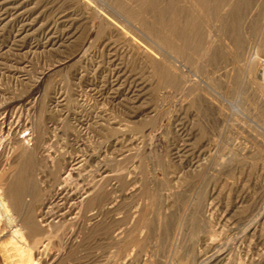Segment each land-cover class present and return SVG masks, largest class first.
<instances>
[{
  "label": "rangeland",
  "instance_id": "374dc122",
  "mask_svg": "<svg viewBox=\"0 0 264 264\" xmlns=\"http://www.w3.org/2000/svg\"><path fill=\"white\" fill-rule=\"evenodd\" d=\"M78 1L0 0V133L2 132L0 134V139L2 137L0 140V161L2 162H0V166L5 160V154L10 151V147L16 145L15 143L20 140L21 136L29 139L30 150L33 148L31 144L33 145L35 137L38 136L39 140L43 139L44 146L40 148L38 155H35V160H38L48 149H50L48 152L51 156H55L60 162L75 157L84 159L83 166L74 175L78 176L77 187L74 183L69 184L66 192L71 193L70 196L65 192L66 196L71 198L66 207L78 206V200H82L79 192L80 187L88 181L96 179V183L101 185L100 182L103 181L102 184H105L104 191H98L94 202L88 208L89 211L83 214L76 208L74 211H78V214L74 220H71L73 223L69 221L64 223L62 228L60 227L59 237H61L49 239L50 242L48 239L45 240L47 243L49 242L47 247H39L41 250L38 248V254H33L35 263L264 264V102L259 95L258 88L252 87L248 81L245 82L241 78L239 65L231 66L232 60L228 52L218 45L219 49L210 50L201 60V63L204 62L203 65L207 67H205L206 71L208 68L213 70L212 73L209 72V78L205 79L207 73L204 71L205 69H202L203 65L198 64L201 68L198 66L200 70L197 69L196 72L195 64L191 63L188 64L189 67L193 71L195 70V75L192 78L194 77L203 86L205 85L201 80L207 81L214 91L220 93L227 101L236 102L240 112L229 109L227 101H223L228 107L223 113H219L214 107L211 109L205 104V100L198 90L192 92L190 105L176 110L175 90L172 88L171 65H169L173 61V52L170 46L173 0H152L153 3L151 0H131V2L127 0L128 3L125 0H123L125 3L122 0ZM243 1L240 2L243 4ZM248 1V6L239 4L240 8L238 7L237 14L235 11L230 12V14L234 13L233 15L236 17L227 15L226 23H223V26L228 22L229 24L226 28L222 26L221 29L228 35L227 37L229 35L230 38L236 36L241 44V50H248L251 55L257 54L258 60H264V0ZM209 3L211 2H207L205 6H208ZM254 3H257L256 8ZM127 4L130 15L126 13L127 10L124 7ZM82 5L84 6L82 7ZM116 5L118 7L120 5L124 9L118 8ZM87 6L93 12L96 9V12L100 13L99 15L112 21L114 19L115 23H121L124 26V31L127 32L129 41L123 40L117 31L103 27V29H99L102 33L95 31L89 34L88 30L91 27L89 23L91 24L98 14L94 12V15ZM249 9H253L251 14L248 13ZM121 10H126L127 15ZM132 13L136 14L135 19ZM138 18L140 21L136 20ZM235 18H238V21ZM241 18L242 21L239 23ZM137 21L140 23L143 21L145 24L139 23L140 25H138ZM143 26L144 28H141ZM231 27L235 32L233 36H231ZM70 34L72 37H69ZM87 37L89 38L87 39ZM131 43L148 48L153 47V51L158 56L157 59H154L156 62L150 58H141L135 54L134 50L129 52L131 50L127 46L131 48ZM208 63L211 64L210 67L207 65ZM256 66H258L257 63ZM181 68L186 70L184 67ZM231 68L233 69L231 74L229 72L225 75L224 72ZM124 80L126 84H124ZM161 81L162 83H160ZM214 91L211 92L218 97ZM52 92L53 94H51ZM198 92L200 95H195ZM237 97L239 98L236 99ZM202 100L204 106L200 105ZM134 103L140 104L137 107V104L135 106ZM28 117L30 118L28 119ZM35 121L36 123H34ZM108 126L112 128L110 129ZM4 131L6 135L9 133L7 135L9 137L5 136ZM4 136L6 138H3ZM45 147L47 150L44 149ZM92 149L94 153H91ZM142 149H145L144 152ZM17 151L14 153L15 156L12 154L11 158L13 157L12 159L15 161L22 160V155H24L21 152L22 149ZM111 156L112 158H110ZM119 158H122V162ZM106 159H108L107 163H104ZM103 163L105 166H102ZM98 164L101 165L98 166ZM119 164L122 167H119ZM46 165L47 168H50L48 162ZM182 165L183 169L180 167ZM37 170L36 162L27 169V172L30 177L33 176L31 178L34 180L40 177L44 181L40 183L41 187L49 184L52 176L48 174V171L37 174ZM111 171L117 174L116 177L111 174ZM14 172L16 171L14 170ZM10 174L8 172L6 176ZM101 176L107 177L100 180ZM119 183L122 185L120 186ZM104 192L105 195H103ZM150 193L155 196L153 197L152 194V197L148 196ZM102 196L104 197L102 198ZM134 196L139 198V201ZM130 198L135 199L131 200ZM59 201L63 200H58L56 203L60 204ZM86 201L87 199H85ZM117 209L118 211H116ZM110 217L112 220L109 219ZM81 218L83 219L81 220ZM110 223H113L112 226ZM114 224L119 226V230L116 225L113 226ZM80 228L81 231H79ZM116 229L119 233L118 237L113 236V233L117 232ZM120 229L125 233H120ZM74 234L76 236H73ZM26 240L30 244L32 239ZM34 250L33 248V253ZM14 258L17 259L18 256ZM0 264H5L1 256Z\"/></svg>",
  "mask_w": 264,
  "mask_h": 264
},
{
  "label": "bare ground",
  "instance_id": "6f19581e",
  "mask_svg": "<svg viewBox=\"0 0 264 264\" xmlns=\"http://www.w3.org/2000/svg\"><path fill=\"white\" fill-rule=\"evenodd\" d=\"M58 1V0H57ZM88 1V0H87ZM108 1V0H107ZM116 1V0H115ZM127 1V0H125ZM129 1V0H128ZM127 1V3H128ZM143 1V0H142ZM149 1V0H148ZM158 1V0H157ZM156 1V2H157ZM242 0H173V6H172V13H173V23H172V31H171V50L173 52L172 55V62L169 64L171 65V82L173 85V89L174 91V98H175V105H176V110H179L180 108L187 107L188 105H190L189 101L192 100L190 99V96L192 94V92L194 90H198L201 94V97L204 98L205 100V104H207L211 109H213V107L219 112V113H223L224 111H226V109L228 108L223 101H227L224 97H222V95L218 92H215L213 87L205 80H201V82L205 85H201L199 84V82L194 79V77L192 78L193 75H195L193 69H191V67H189L188 64H195L196 66V72L197 69L200 70V65H203L201 63L202 58L205 56L206 53H208L210 50L213 49H219L217 48L218 45L220 47H222L225 51L228 52V55L230 56V59L232 60L231 62V66H235V65H239V68L241 70L240 74H241V78H243V80L248 81L250 83V85L253 87L258 88L259 90V95L261 97V99L264 102V60L263 59H259L257 57V54L251 55L249 54L248 50H241V44L240 42L237 40L236 36L234 35V29L231 27L232 30V34L231 36H233L232 38L227 37L228 35H226L223 31L222 26L223 23L225 24V19L226 17H228L227 15L230 14L231 11H235L237 14V11H239L240 5L246 4V6H248L249 2L248 0H244L243 4L241 3ZM263 1V0H262ZM20 2V1H19ZM56 2V1H55ZM60 2V1H59ZM76 3V1H74ZM77 2H79L77 0ZM123 2V0H122ZM131 2V0H130ZM146 2V1H145ZM160 2V1H159ZM163 2V1H162ZM172 2V1H171ZM182 2V3H181ZM207 2H211L209 3L208 6H205V4ZM73 3V2H72ZM81 3V2H80ZM125 3V2H123ZM134 3V1H133ZM136 3V1H135ZM148 3V2H146ZM150 3V2H149ZM151 3L152 0H151ZM166 3V2H165ZM181 3V4H180ZM17 4V3H16ZM87 4V3H86ZM85 4V5H86ZM131 4V3H130ZM129 4V5H130ZM137 4V3H136ZM135 4V5H136ZM140 4V3H139ZM156 4V3H155ZM240 4V5H239ZM252 4V3H251ZM256 4V5H255ZM88 5V4H87ZM93 5V4H92ZM124 5V4H123ZM134 5V4H133ZM132 5V6H133ZM253 5H255V8L257 6V3H254ZM37 6V5H36ZM46 6V5H45ZM64 6V5H63ZM84 5H82L83 7ZM97 6V4H96ZM95 6V7H96ZM142 6V5H140ZM154 6V5H153ZM163 6V5H161ZM88 7V6H87ZM114 7V6H113ZM116 7H118V5H116ZM126 7V13L130 12L127 9L128 8V4ZM124 7H119L118 8H122L124 9ZM130 7V6H129ZM139 7V6H137ZM136 7V8H137ZM155 7V6H154ZM158 7V6H157ZM239 7V8H238ZM242 7V6H241ZM244 7V6H243ZM253 7V6H252ZM78 8V6H77ZM86 8V6H85ZM140 8V7H139ZM138 8V9H139ZM142 8V7H141ZM184 8V9H183ZM258 8H260V6L258 5ZM257 8V9H258ZM82 9V8H80ZM134 9V8H133ZM15 10V9H14ZM41 10V9H40ZM55 10V9H54ZM59 10V8H58ZM87 10V9H86ZM88 10H92L89 9ZM87 10V11H88ZM96 12V9H94ZM120 10V9H119ZM131 10V9H130ZM135 10V9H134ZM141 10V9H140ZM191 10V11H190ZM68 11V10H67ZM79 11V10H78ZM83 11V9H82ZM81 11V12H82ZM101 11V10H100ZM124 11V10H121ZM124 11V14H126ZM142 11V10H141ZM196 12V13H192V12ZM242 11V9H241ZM253 11V9H249L248 13L251 14ZM263 11V10H262ZM57 12V11H56ZM84 12V11H83ZM93 12V10H92ZM93 12V14H94ZM139 12V11H138ZM191 12V13H190ZM89 13V12H88ZM97 13V12H96ZM104 13V12H102ZM135 13V11H134ZM142 13V12H141ZM140 13V14H141ZM168 13V12H167ZM61 14V13H60ZM86 14V13H85ZM98 15L95 16V18L93 19V21L91 22V24L89 23V25L91 27L89 31V34L94 33L95 31H100V28H104V29H108V30H114L117 31V33L121 34L123 40L125 41H129V37H127V32L124 31V26L117 22H113L111 19H108L102 15H99L100 13H97ZM105 14V13H104ZM123 14V13H122ZM133 14V13H132ZM139 14V13H138ZM139 14V15H140ZM194 14V15H193ZM234 14V13H233ZM233 14H230L231 16ZM258 14V13H257ZM36 15V14H35ZM95 15V14H94ZM107 15V13H106ZM127 15V14H126ZM128 15V16H129ZM242 15V14H241ZM246 15V13H245ZM110 16V15H109ZM132 16V15H131ZM134 19L136 14L134 15ZM138 16V15H137ZM234 16V15H233ZM91 17V16H90ZM230 17V16H229ZM236 17V16H234ZM233 17V18H234ZM250 17V16H249ZM253 17V16H252ZM86 18H87V14H86ZM89 18V16H88ZM93 18V17H92ZM111 18V17H110ZM131 18V17H130ZM44 19V18H43ZM97 19V21H96ZM121 19V17H120ZM152 19V18H151ZM231 19V17H230ZM238 18H235V20ZM246 19V18H245ZM61 20V19H60ZM72 20V19H71ZM70 20V22H71ZM91 19L89 18V21ZM124 20V19H123ZM138 21V19H136ZM135 20V21H136ZM172 20V17H171ZM227 20V19H226ZM126 21V20H125ZM138 25L140 24H145L143 21L142 23L138 22ZM229 21V19H228ZM234 21V20H233ZM232 21V22H233ZM242 21H239V23ZM231 22V21H230ZM235 22V21H234ZM125 23V22H124ZM140 23V24H139ZM236 23V22H235ZM250 23V22H249ZM229 24V22L227 23ZM227 24L223 27L226 28ZM238 24V22H237ZM253 24V23H252ZM76 25V24H75ZM235 25V24H234ZM247 25V24H244ZM78 26V25H77ZM136 26V24H135ZM142 26V25H141ZM151 26V25H149ZM146 26V27H149ZM238 26V25H237ZM240 26V25H239ZM249 26V25H248ZM138 27V26H137ZM153 27V26H151ZM228 27H230L228 25ZM74 28V27H73ZM102 28V29H103ZM141 28H144L141 27ZM224 28V29H225ZM126 29V28H125ZM130 29V28H129ZM128 29V31H129ZM250 29V28H249ZM42 30V29H41ZM81 30V28H80ZM230 30V28H229ZM251 30V29H250ZM261 30V28H260ZM46 31V30H45ZM105 31V30H104ZM148 31V30H147ZM63 32V31H62ZM101 32V31H100ZM237 32V31H236ZM102 33V32H101ZM107 33V32H106ZM112 33V32H111ZM110 33V34H111ZM164 33V32H163ZM162 33V34H163ZM76 34V33H75ZM114 34V33H112ZM111 34V35H112ZM150 34V33H149ZM155 34V33H154ZM252 34V33H251ZM105 35V34H103ZM116 35V34H115ZM247 35V34H246ZM245 35V36H246ZM102 36V35H101ZM110 36V35H109ZM108 36V37H109ZM248 36V35H247ZM69 37H72V35L70 34ZM85 37V36H84ZM91 38V36H89ZM87 37V39L89 38ZM100 37V36H99ZM106 37V36H104ZM119 37V36H118ZM166 36H164L165 38ZM254 37V36H253ZM24 38V37H23ZM86 38V37H85ZM101 38V37H100ZM103 38V37H102ZM121 39V37H119ZM168 38V37H167ZM48 39V38H47ZM80 39V38H79ZM105 39V38H104ZM116 39V38H115ZM166 39V38H165ZM258 39V38H257ZM83 40V39H82ZM90 40V39H89ZM88 40V41H89ZM106 40V39H105ZM117 40V39H116ZM87 41V40H86ZM87 41V42H88ZM257 41V40H256ZM72 42V41H71ZM91 42V41H90ZM110 42V41H109ZM106 43V42H105ZM128 44V42H125ZM130 43V42H129ZM21 44V43H20ZM75 44V43H74ZM77 44V43H76ZM79 44V42H78ZM83 44L84 41H83ZM258 44V43H257ZM111 45V44H110ZM164 45V44H163ZM81 46V45H80ZM83 46V45H82ZM131 48H129L127 46L128 49H130L132 52V50L135 51V54L141 56V58H145V59H157L158 56L156 55V52L153 51V47L152 48H148V47H144L140 44H136V43H131ZM216 46V48H215ZM255 46V45H254ZM52 47V46H51ZM74 47V46H73ZM78 47V46H77ZM85 47V46H84ZM88 47V46H87ZM90 47V45H89ZM108 47V46H107ZM164 47V46H163ZM260 47V46H259ZM83 49V47H82ZM85 49V48H84ZM167 49V48H166ZM79 50V49H78ZM77 50V51H78ZM81 50V48H80ZM79 50V51H80ZM221 50V49H220ZM73 51V50H72ZM128 51V50H126ZM125 51V52H126ZM219 51V50H218ZM222 51V50H221ZM259 51V50H258ZM261 51V50H260ZM2 52V51H1ZM124 52V53H125ZM224 52V51H222ZM252 52V51H251ZM79 53V52H78ZM77 53V55H78ZM87 53V52H86ZM113 53V52H112ZM159 53V52H158ZM76 54V51H75ZM82 54V53H81ZM80 54V57H81ZM115 54V53H114ZM216 54V53H215ZM133 55V53H132ZM210 55V54H209ZM259 55V54H258ZM169 56V55H168ZM211 56V55H210ZM209 56V57H210ZM79 57V56H78ZM134 57V56H133ZM138 57V56H137ZM161 57V56H160ZM159 57V58H160ZM132 58V57H131ZM139 58V57H138ZM140 58V59H141ZM224 58V57H223ZM79 60V59H78ZM228 60V59H227ZM226 60V61H227ZM155 61V60H154ZM218 61V60H217ZM229 61V60H228ZM122 62V61H121ZM125 62V61H124ZM147 62V61H146ZM156 62V61H155ZM158 62V61H157ZM206 62V61H205ZM230 62V61H229ZM129 63V62H128ZM166 63V62H165ZM168 63V62H167ZM166 63V64H167ZM217 63V62H216ZM222 63V62H221ZM256 63L258 64V66H256ZM158 64V63H156ZM165 64V65H166ZM225 64V63H224ZM222 64V65H224ZM229 64V63H228ZM155 65V63H154ZM209 65V63L207 64ZM217 65V64H216ZM220 65V66H222ZM125 66V65H124ZM127 66V65H126ZM152 66V65H151ZM167 66V65H166ZM200 68H199V67ZM211 66V64L209 65V67ZM225 66V65H224ZM181 67H184L186 70H182ZM205 69L204 71H206V65H203ZM206 67V68H205ZM218 67V65H217ZM227 67V66H225ZM232 67V68H233ZM221 68V67H219ZM223 68V66H222ZM221 68V70H222ZM227 70L225 73L228 74L230 72H232L233 69ZM126 69V68H125ZM169 69V70H170ZM195 69V68H194ZM201 69V70H202ZM217 69V68H216ZM226 69V68H225ZM128 70V68H127ZM220 70V69H219ZM216 70V71H219ZM125 71V70H124ZM133 71V70H132ZM203 71V70H202ZM54 72V71H53ZM201 72V71H200ZM212 73L213 70H209V68L207 69L206 73L207 76L205 77V79L207 80L209 78L208 74ZM130 73V72H129ZM168 73V72H167ZM223 73V72H222ZM80 74V73H79ZM210 75V74H209ZM216 75V74H215ZM63 76V75H62ZM117 76V75H116ZM123 76V75H122ZM12 77V76H11ZM35 77V76H34ZM41 77V76H40ZM125 77V76H124ZM135 77V76H134ZM196 77V76H195ZM153 78V77H152ZM40 79V78H39ZM38 79V80H39ZM101 79V78H100ZM119 79V78H118ZM154 79V78H153ZM230 79V78H229ZM50 80V79H49ZM127 80V79H126ZM155 80V79H154ZM164 80V78H163ZM166 80V79H165ZM225 80V79H224ZM233 80V79H232ZM222 81V80H219ZM228 81V80H227ZM234 81V80H233ZM127 82V81H126ZM35 83V82H34ZM118 83V82H117ZM162 83V81L160 82ZM225 83V82H224ZM228 83V82H227ZM36 84V83H35ZM34 84V85H35ZM124 84L125 80H124ZM223 84V82H222ZM15 85V84H14ZM116 85V84H115ZM235 85V83H234ZM146 86V85H145ZM161 86V85H160ZM34 87V86H33ZM32 87V88H33ZM49 87V86H48ZM51 87V86H50ZM142 88V87H141ZM227 88V86H226ZM240 88V86H239ZM89 89V88H88ZM148 89V88H147ZM156 89V88H155ZM224 89V88H223ZM36 90V89H35ZM132 90V89H131ZM87 91V90H86ZM129 91V90H128ZM142 91V90H141ZM214 91L215 94L218 97H221L220 99L216 96H214V94L211 92ZM226 91V90H225ZM35 92V91H34ZM76 92V91H75ZM78 92V91H77ZM83 92V91H82ZM145 92V91H144ZM147 92V91H146ZM164 92V91H163ZM198 92V94L195 95H200ZM242 92V91H241ZM29 93V92H28ZM79 93V92H78ZM94 93V92H93ZM137 93V92H136ZM149 93V92H148ZM196 93V92H195ZM53 94V92L51 93ZM55 94V93H54ZM83 94V93H82ZM87 95V93H85ZM84 94V95H85ZM89 94V93H88ZM126 94V93H125ZM34 95V94H33ZM50 95V94H49ZM194 95V96H195ZM228 95V94H227ZM13 96V95H12ZM52 96V95H50ZM61 96V95H60ZM124 96V95H123ZM31 97V96H30ZM73 97V96H72ZM77 97V96H76ZM79 97V96H78ZM128 97V96H127ZM126 97V98H127ZM196 97V96H195ZM199 97V96H197ZM34 98V97H33ZM86 98V97H85ZM125 98V100H126ZM140 98V97H139ZM239 97H237L236 99H238ZM14 99V98H13ZM51 99V98H50ZM57 99V98H56ZM88 99V98H87ZM124 99V98H123ZM141 99V98H140ZM155 99V98H154ZM247 99V98H246ZM19 100V99H18ZM34 101V99H32ZM64 100V99H63ZM199 100V99H198ZM197 100V101H198ZM244 100V99H243ZM240 100V101H243ZM6 101V100H5ZM36 101V100H35ZM89 101V100H88ZM87 101V102H88ZM93 101V100H92ZM138 101V98H137ZM140 101V100H139ZM236 101V100H235ZM249 101V100H248ZM9 102V101H8ZM49 102V100H48ZM84 102V101H83ZM86 102V101H85ZM94 102V101H93ZM136 102V101H135ZM3 103H4V99H3ZM10 103V102H9ZM8 103V104H9ZM33 102H31L32 104ZM77 103V102H76ZM79 103V102H78ZM89 103V102H88ZM87 103V104H88ZM227 103L229 104V109L231 108L232 110H234L235 112H240V109L238 108V105L236 102H232V101H227ZM246 103V102H245ZM250 103V102H249ZM73 104V103H72ZM86 104V103H85ZM135 104V103H134ZM133 104V105H134ZM137 104V103H136ZM135 104V106H136ZM140 104V103H138ZM137 104V107H138ZM203 104V100L202 103H200V105L202 106ZM33 105V104H32ZM80 105V104H79ZM125 105V104H124ZM143 105V104H142ZM193 105V103H192ZM206 105V106H207ZM253 105V104H252ZM24 106V105H23ZM34 106V105H33ZM95 106V105H94ZM149 106V105H148ZM204 106V104H203ZM207 106V107H208ZM19 107V106H18ZM17 107V108H18ZM81 107V106H80ZM88 107V106H87ZM91 107V106H90ZM246 107V106H245ZM244 107V109H245ZM6 108V107H5ZM79 108V107H78ZM132 108V106H131ZM135 108V107H134ZM152 108V107H151ZM191 108V107H190ZM202 109H207L206 107H201ZM148 109V108H147ZM189 109V108H188ZM252 109V107H251ZM17 110V109H16ZM83 110V109H82ZM96 110V109H95ZM138 110V109H137ZM187 110V109H186ZM243 110V109H242ZM2 111V110H1ZM46 111V110H45ZM141 111V110H140ZM167 111V110H166ZM197 111V110H196ZM195 111V112H196ZM199 111V110H198ZM202 111V110H201ZM210 111V109H209ZM5 112V110H4ZM76 112V111H75ZM87 112V111H85ZM84 112V113H85ZM89 112V111H88ZM93 112V110H92ZM216 111H214L215 113ZM228 112V111H227ZM252 112V111H251ZM32 113V112H31ZM83 113V112H82ZM106 113V112H105ZM133 113V112H132ZM139 113V112H138ZM142 113V112H141ZM3 114V113H2ZM78 114H80L78 112ZM136 114V113H135ZM134 114V116H135ZM140 114V113H139ZM148 114V113H147ZM150 114V113H149ZM154 114V113H152ZM216 114V113H215ZM227 114V113H226ZM10 115V114H9ZM8 115V116H9ZM68 115V114H66ZM81 115V114H80ZM101 115V114H100ZM107 115V114H106ZM230 115V114H229ZM5 116V115H4ZM11 116V115H10ZM42 116V115H41ZM77 116V115H76ZM112 116V115H111ZM160 116V115H159ZM197 116V115H196ZM227 116V115H226ZM92 117V116H91ZM115 117V116H114ZM113 117V118H114ZM129 117V116H128ZM127 117V118H128ZM132 117V116H131ZM136 117V116H135ZM30 117H28L29 119ZM88 118V117H87ZM126 118V117H125ZM133 118V117H132ZM131 118V119H132ZM137 118V117H136ZM207 118V117H206ZM80 119V118H79ZM78 119V120H79ZM98 119V118H97ZM121 119V118H120ZM131 119H129L131 121ZM134 119V118H133ZM132 119V120H133ZM152 119V118H151ZM200 119V118H199ZM198 119V120H199ZM215 119V118H214ZM213 119V121H214ZM20 120V119H19ZM35 120V119H34ZM48 120V119H47ZM71 120V119H70ZM74 120V119H72ZM100 120V119H99ZM103 120V119H102ZM108 120V119H107ZM116 120V119H115ZM127 120V119H126ZM135 120V119H134ZM133 120V121H134ZM217 120V119H215ZM6 121V119H5ZM4 121V122H5ZM31 121V119H30ZM37 121V120H36ZM36 121L34 123H36ZM97 121V120H96ZM129 121V122H130ZM132 121V122H133ZM3 122V121H2ZM1 122V123H2ZM88 122V121H87ZM86 122V123H87ZM98 122V121H97ZM128 122V121H127ZM200 122V121H199ZM219 122V121H218ZM6 123V122H5ZM31 123V122H30ZM83 123V122H82ZM124 123V122H123ZM182 123V122H181ZM73 124V123H72ZM111 124V123H110ZM118 124V121H117ZM213 124V123H212ZM37 125V124H36ZM99 125V124H97ZM119 125V124H118ZM122 125V124H121ZM187 125V124H186ZM261 125V124H260ZM13 126V125H12ZM41 126V125H40ZM85 126V125H83ZM136 126V125H135ZM179 126V125H177ZM18 127V126H17ZM119 127V126H118ZM137 127V126H136ZM135 127V128H136ZM188 127V126H187ZM219 127V126H218ZM1 128V127H0ZM9 128V127H8ZM20 128V127H19ZM41 128V127H40ZM108 128H112L109 127ZM126 128V127H125ZM131 128V127H130ZM183 128V127H182ZM185 128V127H184ZM201 128V127H200ZM229 128V127H228ZM31 129V128H30ZM119 129V128H118ZM123 129V128H122ZM193 129V128H192ZM205 129V128H204ZM249 129V127H248ZM21 130V129H20ZM34 130V129H33ZM44 130V129H43ZM100 130V129H99ZM121 130V129H120ZM191 130V129H190ZM203 130V129H202ZM1 131V130H0ZM13 131V130H12ZM19 131V130H18ZM27 131V130H26ZM29 131V130H28ZM82 131V130H81ZM128 131V130H127ZM175 131V130H174ZM184 131V130H183ZM9 132V130H8ZM11 132V131H10ZM105 132V131H104ZM123 132V131H122ZM146 132V131H145ZM193 132V131H192ZM2 133V132H1ZM0 133V134H1ZM5 133V131H4ZM42 133V132H41ZM150 133V132H149ZM212 133V132H211ZM29 134V133H28ZM137 134V133H136ZM190 134V133H189ZM9 135V133L7 134ZM5 133L6 137L7 136ZM21 135V134H20ZM18 135V136H20ZM31 135H33L31 133ZM35 135V134H34ZM90 135V134H89ZM130 135V134H129ZM138 135V134H137ZM136 135V136H137ZM150 135V134H149ZM198 135V134H197ZM219 135V134H218ZM3 138H6V137ZM17 136V135H16ZM24 136V135H23ZM43 136V135H42ZM121 136V135H120ZM124 136V135H123ZM139 136V135H138ZM142 136V135H141ZM180 136V134H179ZM195 136V135H194ZM193 136V137H194ZM212 136V135H210ZM30 137V135H29ZM44 137V136H43ZM116 137V136H115ZM118 137V136H117ZM140 137V136H139ZM151 137V136H150ZM213 137V136H212ZM228 137V136H227ZM51 138V137H50ZM125 138V137H124ZM2 139V137H1ZM0 139V140H1ZM10 139V138H9ZM19 139V138H18ZM31 139V138H30ZM121 139V138H119ZM135 139V138H134ZM210 139V138H209ZM208 139V141H210ZM5 140V139H4ZM29 140V139H28ZM28 140L25 139L24 137H20V140L15 143V146H12V148L10 147V151H8L6 155V157L4 158L5 160H3V164L2 166H0V256L1 259L3 260V262L5 264H36L34 259H33V254H38L39 249L42 247H47L48 243L50 242L49 239H55L57 237H59V229L60 227L62 228L63 225H65L64 223H67L71 220H74V218L76 217V215L78 214V211H74L76 208H78L79 212H83L86 213L87 211H89V206L94 202L95 200V196H97L98 191L103 190L104 191V186L105 184H98L95 182V180H90L87 183L83 184L80 187V195L82 196L81 199L82 200H78V206L76 205H70L66 207V204L68 202L69 199L68 196H66L65 192L68 189L69 184H75V186L77 187L78 185V176L75 177L74 175H76V172L79 171L80 167L83 166V162L84 159L83 157L79 158L75 157L72 158L68 161H62L60 162L58 159L51 156V154L48 152V150L50 149H46V147L44 148L45 150H47L46 153H44L38 160H35V155L37 153H39L40 148H42L44 145V141L39 140L38 136L35 137V142L33 141V145L31 144V147L33 146V148L30 150L28 147ZM32 140V139H31ZM145 140V139H144ZM151 140V139H150ZM200 140V139H199ZM250 140V139H249ZM256 140V139H255ZM263 140V139H262ZM8 141V140H7ZM110 141V140H109ZM119 141V140H118ZM121 141V140H120ZM206 141V140H205ZM11 142V141H10ZM16 142V141H15ZM30 142V141H29ZM52 142V141H51ZM123 142V141H121ZM46 143V142H45ZM106 143V142H105ZM186 143V142H185ZM211 143V142H210ZM8 144V143H7ZM72 144V143H71ZM112 144V143H111ZM14 145V144H13ZM30 145V144H29ZM52 145V144H51ZM118 145V143H117ZM209 145V143H208ZM214 145V144H213ZM48 146V145H46ZM50 146V145H49ZM54 146V145H53ZM106 146V144H105ZM75 147V145H74ZM84 147V146H83ZM91 147V146H90ZM118 147V146H117ZM243 147V146H242ZM77 148V147H76ZM86 148V147H85ZM107 148V147H106ZM144 148V146H143ZM151 148V147H150ZM247 148V147H246ZM253 148V147H252ZM22 149L21 152H23L24 155L22 160L19 161H15V159H12L11 156L14 155L15 152H18L17 150ZM52 149V148H51ZM110 149V148H109ZM141 149V147H140ZM9 150V149H8ZM97 150V148H96ZM119 150V149H118ZM139 150V148H138ZM143 150V149H142ZM145 150V149H144ZM143 150V152H144ZM30 151V152H29ZM53 151V150H52ZM69 151V150H68ZM67 151V152H68ZM88 151V150H87ZM93 151V149L91 150ZM90 151V152H91ZM104 151V150H103ZM29 152V153H28ZM45 152V151H44ZM105 152V151H104ZM130 152V151H129ZM252 152V151H251ZM26 153V154H25ZM91 153H94L91 152ZM90 153V154H91ZM96 153V152H95ZM99 153V152H98ZM97 153V154H98ZM101 153V152H100ZM116 153V151H115ZM118 153V152H117ZM126 153V152H125ZM142 153V152H141ZM255 153V152H254ZM13 154V155H12ZM108 154V153H107ZM106 154V155H107ZM114 154V153H113ZM4 155V154H3ZM18 155V154H17ZM16 155V156H17ZM38 155V154H37ZM54 155V154H53ZM105 155V154H104ZM115 155V154H114ZM117 155V154H116ZM126 155V154H125ZM141 155V154H140ZM143 155V154H142ZM15 156V155H14ZM102 156V155H101ZM120 156V155H119ZM118 156V157H119ZM122 156V155H121ZM128 156V155H126ZM57 157V156H56ZM66 157V156H65ZM107 157V156H105ZM140 157V156H139ZM211 157V156H210ZM1 158V157H0ZM97 158V157H96ZM102 158V157H101ZM100 158V159H101ZM112 158V156L110 157ZM108 158V159H110ZM116 158V157H115ZM114 158V159H115ZM17 159V158H16ZM104 163H107V160ZM120 160L122 158H119ZM88 160V159H87ZM102 160V159H101ZM105 161V159H103ZM117 160V159H116ZM86 161V160H85ZM119 161V160H118ZM230 161V160H228ZM1 162V161H0ZM37 162V174L40 173H46L48 171V174L50 176H52L50 178V183L47 184L46 186L41 187L40 183H43L44 181L39 177L38 179L34 180L33 176L30 177V175L27 172V169L29 167H32L34 164H36ZM50 164V168H47L48 166L46 165V163ZM87 162V161H86ZM85 162V163H86ZM114 163V161H111ZM122 162V160L120 161ZM141 162V161H140ZM2 163V162H1ZM103 163L102 166H105ZM116 163V162H115ZM234 163V162H233ZM122 164V163H121ZM127 164V163H126ZM124 164V165H126ZM132 164V163H131ZM101 164H98V166ZM117 165V163H116ZM139 165V164H138ZM101 166V168H102ZM128 166V165H127ZM192 166V165H191ZM119 167L120 166L119 164ZM118 167V168H119ZM126 167V166H125ZM131 167V166H129ZM181 168L183 167L180 166ZM109 168V167H108ZM115 168V167H114ZM124 168V167H123ZM127 168V167H126ZM224 168V167H223ZM11 169V170H10ZM98 169V167H97ZM104 169V168H103ZM109 169H112L111 167ZM108 169V170H109ZM183 169V168H182ZM191 169V168H190ZM203 169V168H202ZM13 170V172L11 173V171ZM14 170L16 172H14ZM31 170V168H30ZM101 170V169H100ZM105 170V169H104ZM107 170V171H108ZM126 170V169H124ZM131 170V169H130ZM139 170V169H138ZM159 170V169H158ZM163 170V168H162ZM161 170V171H162ZM165 170V169H164ZM94 171V170H93ZM102 171V170H101ZM106 171V172H107ZM132 171V170H131ZM150 171V170H149ZM9 172L10 175L6 176V174ZM30 172V171H29ZM124 172V171H123ZM32 173V172H31ZM96 173V172H95ZM100 173V172H99ZM102 173V172H101ZM105 173V172H104ZM103 173V174H104ZM155 173V172H154ZM153 173V175H154ZM233 173V172H232ZM91 174V173H90ZM106 174V173H105ZM111 174L112 173L111 171ZM100 175V174H99ZM110 175V174H109ZM108 175V176H109ZM115 177L117 174H114ZM210 175V173H209ZM41 176V175H39ZM141 176V175H140ZM168 176V175H167ZM107 177V176H106ZM105 176H101L100 180L106 179ZM119 177V176H118ZM205 177V176H204ZM203 177V179H205ZM212 177V176H211ZM96 178V177H95ZM114 178V177H113ZM123 178V177H122ZM121 178V179H122ZM156 178H158L156 176ZM164 178V177H163ZM162 178V179H163ZM120 179V180H121ZM124 179V178H123ZM131 179V178H130ZM112 181L114 179H111ZM116 180V178H115ZM141 180V179H140ZM169 180V179H168ZM106 181V180H105ZM110 181V180H109ZM151 181V180H150ZM139 182V181H138ZM157 182V181H156ZM122 183V182H121ZM124 183V182H123ZM150 183V182H149ZM155 183V182H153ZM164 183V182H163ZM167 183V182H166ZM118 184V183H117ZM139 184V183H137ZM168 184V183H167ZM166 184V185H167ZM111 185V184H110ZM114 185V184H113ZM120 185V183H119ZM122 185V184H121ZM120 185V186H121ZM135 185V184H134ZM141 185V184H140ZM165 185V186H166ZM169 185V184H168ZM74 186V185H73ZM72 186V187H73ZM138 186V185H136ZM164 186V185H163ZM164 186V187H165ZM184 186V185H183ZM193 186V185H192ZM197 186V185H196ZM169 187V186H168ZM70 188V187H69ZM75 188V187H74ZM73 188V189H74ZM117 188V187H116ZM154 188V187H153ZM189 188V187H188ZM72 189V188H71ZM76 189V188H75ZM74 189V190H75ZM115 189V188H114ZM137 189V188H136ZM135 189V190H136ZM192 189V188H191ZM124 190V189H123ZM170 190V189H169ZM107 191V190H106ZM152 191V190H150ZM149 191V192H150ZM102 192V191H101ZM110 192V191H109ZM117 192V191H116ZM115 192V193H116ZM125 192V191H124ZM137 192V191H135ZM148 192V190H147ZM191 192V191H190ZM49 193V194H48ZM67 193V192H66ZM74 193V192H73ZM113 193V192H112ZM111 193V194H112ZM129 193V192H128ZM133 193V192H132ZM143 193V192H142ZM68 194V193H67ZM71 194V193H70ZM70 194H68L70 196ZM147 194V193H146ZM152 193L148 194V196H151ZM160 194V193H158ZM187 194V193H186ZM102 195V194H101ZM103 195H105V192L103 193ZM114 195V194H113ZM116 195V194H115ZM114 195V196H115ZM126 195V194H125ZM130 195V194H129ZM144 195V194H143ZM163 195V194H162ZM205 195V194H204ZM85 196V199H87V201L85 202V199H83V197ZM100 196V195H99ZM118 196V195H117ZM121 196V195H120ZM153 196V194H152ZM151 196V197H152ZM155 196V195H154ZM153 196V197H154ZM72 197V196H71ZM80 197V196H79ZM104 196H102L103 198ZM136 198V196H134ZM150 197V198H151ZM77 198V197H76ZM99 198V197H98ZM117 198V197H116ZM115 198V199H116ZM134 198V199H135ZM149 198V200H151ZM173 198V197H172ZM110 199V198H109ZM108 199V200H109ZM118 199V198H117ZM116 199V200H117ZM126 199V198H125ZM131 199V198H130ZM133 198L131 200H134ZM139 198H136V200H138ZM154 200V198H152ZM58 200H63L62 202L59 201L60 204L56 203ZM84 200V201H83ZM104 200V199H103ZM102 200V201H103ZM120 200V198L118 199ZM203 200V199H202ZM75 201V200H74ZM124 201V200H122ZM139 201V200H138ZM148 201V200H147ZM152 201V200H151ZM107 202V201H106ZM112 202V201H111ZM116 202V201H115ZM129 202V201H127ZM99 203L101 204V201H99ZM104 203V202H103ZM133 203V202H132ZM150 203V201H149ZM192 203V202H191ZM190 203V204H191ZM70 204V203H69ZM68 204V205H69ZM74 204V203H73ZM77 204V203H76ZM106 204V203H104ZM103 204V205H104ZM111 204V203H110ZM113 204V203H112ZM123 204V203H122ZM125 204V202H124ZM135 204V203H134ZM138 204V203H137ZM96 205V204H95ZM115 205V203L113 204ZM119 205V204H116ZM127 205V203H126ZM130 205V204H129ZM107 206V205H106ZM112 206V205H111ZM128 206V205H127ZM137 206V205H136ZM188 206V205H187ZM204 206V205H203ZM101 207V206H100ZM105 207V206H104ZM110 207V206H109ZM120 208V206H118ZM129 207V206H128ZM131 207V206H130ZM114 208V207H113ZM133 208V207H132ZM97 209V206H96ZM101 209V208H100ZM108 209V208H107ZM254 210V209H253ZM109 211V210H108ZM118 211V209L116 210ZM96 212V211H95ZM105 212V210H104ZM99 213V212H98ZM97 213V214H98ZM108 213V212H107ZM106 213V214H107ZM111 213V212H110ZM116 213V212H115ZM114 213V214H115ZM140 213V212H138ZM88 214V213H87ZM96 214V213H94ZM100 214V213H99ZM105 214V213H104ZM136 214V213H135ZM113 215V214H112ZM99 216V215H98ZM101 216V215H100ZM103 216V215H102ZM114 216V215H113ZM170 216V215H169ZM203 216V215H202ZM105 217V216H104ZM106 217H108L106 215ZM116 217V216H115ZM114 217V219H115ZM264 217V216H263ZM113 218V217H112ZM148 218V217H147ZM77 219V218H76ZM83 218H81L82 220ZM111 219V217L109 218ZM260 219V218H259ZM112 220V219H111ZM76 221V220H75ZM84 221V220H83ZM115 221V220H114ZM119 224H120V219L118 220ZM123 221V220H122ZM199 221V220H198ZM72 222V221H71ZM111 222V221H109ZM116 222V221H115ZM125 222V221H124ZM152 222V221H151ZM73 223V222H72ZM105 223V222H104ZM107 223V222H106ZM150 223V222H149ZM179 223V222H178ZM113 223H110V225ZM117 224V223H116ZM114 224L113 226L115 227ZM72 225V224H71ZM105 225V224H104ZM118 225V224H117ZM116 225V227H117ZM121 225V224H120ZM112 226V225H111ZM160 226V225H159ZM178 226V225H177ZM65 227V226H64ZM79 227V225H78ZM119 227V226H118ZM117 227V228H118ZM71 228V227H70ZM77 228V227H74ZM84 228V225L82 227V229ZM94 228V227H93ZM139 228V227H138ZM137 228V229H138ZM90 229V228H89ZM126 229V228H125ZM163 229V228H162ZM77 230V229H76ZM109 230V229H108ZM117 230V229H116ZM119 230V228H118ZM117 232L113 233V236H117L119 235ZM121 230V229H120ZM70 231V230H69ZM68 231V232H69ZM74 231V230H73ZM81 231V228L80 230ZM87 231V230H86ZM138 231V230H136ZM72 232V231H71ZM92 232V231H91ZM124 232V231H123ZM122 230L120 233H123ZM160 232V231H159ZM201 232V231H200ZM63 233V232H62ZM75 233V232H74ZM88 233V231H87ZM90 233V232H89ZM106 233V232H105ZM125 233V232H124ZM69 234V233H68ZM66 234V235H68ZM71 234V233H70ZM76 234V233H75ZM73 236H76V235ZM108 234V233H107ZM127 234V233H126ZM131 234V233H130ZM133 234V233H132ZM61 235V234H60ZM111 235V233H110ZM135 235V234H134ZM138 235V234H137ZM136 235V236H137ZM87 236V235H86ZM128 236V235H127ZM61 237V236H60ZM59 237V238H60ZM65 237V236H64ZM118 237V236H117ZM125 237V235H124ZM139 237V236H138ZM149 237V236H148ZM68 238V237H67ZM72 238V237H71ZM79 238V237H78ZM83 238V237H82ZM120 238V237H119ZM129 238V237H128ZM133 238V237H130ZM135 238V237H134ZM174 238V237H173ZM3 239V240H2ZM26 239H32L31 243L28 244V241ZM38 239H43V240H38ZM46 239H48V243L47 241H45ZM70 239V236H69ZM76 239V238H75ZM114 239V238H112ZM122 239V238H121ZM141 239V238H139ZM138 239V240H139ZM102 240V239H101ZM124 240V239H123ZM174 240V239H173ZM79 241V240H78ZM133 241V240H132ZM166 241V240H165ZM84 242V241H83ZM161 242V241H160ZM163 242V241H162ZM168 242V241H167ZM209 242V241H208ZM75 243V242H74ZM96 243V242H94ZM124 243V242H123ZM193 243V241H192ZM195 243V242H194ZM65 244V243H64ZM100 244V243H99ZM151 244V243H150ZM60 245H62L60 243ZM208 245V244H207ZM56 246V245H55ZM65 246V245H64ZM69 246V245H68ZM80 246V245H79ZM106 246V245H105ZM171 246V245H170ZM40 247V248H39ZM102 247V246H101ZM159 247V246H158ZM214 247V246H213ZM212 247V248H213ZM34 250V253L32 252V249ZM39 248V249H38ZM63 248V247H62ZM77 248V247H76ZM100 248V247H99ZM67 249V248H66ZM106 249V248H105ZM155 249V248H154ZM201 249V248H200ZM41 250V249H40ZM49 251V250H48ZM66 251V250H65ZM50 252V251H49ZM68 252V251H67ZM78 252V251H76ZM75 252V254H76ZM170 252V251H169ZM56 253V252H55ZM58 253V252H57ZM173 253V252H172ZM60 254V253H58ZM66 256V253H64ZM63 254V255H64ZM69 254V253H68ZM52 255V254H51ZM196 255V254H195ZM15 256H18V258H14ZM39 256V255H37ZM36 256V257H37ZM54 256V255H53ZM57 256V255H56ZM197 256V255H196ZM35 257V256H34ZM52 257V256H51ZM55 257V256H54ZM59 257V256H58ZM57 257V258H58ZM53 258V257H52ZM60 258V257H59ZM216 258V257H215ZM51 259V258H50ZM48 260V259H47ZM57 260V259H56ZM61 260V259H60ZM166 260V259H165ZM63 261V260H62ZM71 261V260H70ZM75 261V260H74ZM155 261V260H154ZM199 261V259H198ZM44 262V261H43ZM55 262V261H54ZM160 262V261H159ZM47 263V262H46ZM49 263V260H48ZM151 263V262H150ZM158 263V262H157ZM197 263V262H196ZM203 263V262H202ZM254 263V262H253ZM45 264V263H44ZM137 264V263H136Z\"/></svg>",
  "mask_w": 264,
  "mask_h": 264
}]
</instances>
